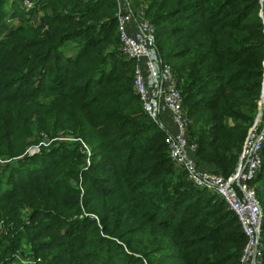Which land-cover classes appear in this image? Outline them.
Returning <instances> with one entry per match:
<instances>
[{
    "label": "trees",
    "instance_id": "16d2710c",
    "mask_svg": "<svg viewBox=\"0 0 264 264\" xmlns=\"http://www.w3.org/2000/svg\"><path fill=\"white\" fill-rule=\"evenodd\" d=\"M126 1L156 27L200 166L229 178L261 95L259 0ZM7 3L0 264H239L247 237L238 218L195 188L171 160L167 133L142 110L117 0H41L40 26L24 16L11 32ZM32 146L41 148L33 156ZM252 184L264 210V148Z\"/></svg>",
    "mask_w": 264,
    "mask_h": 264
},
{
    "label": "built area",
    "instance_id": "2783aa9c",
    "mask_svg": "<svg viewBox=\"0 0 264 264\" xmlns=\"http://www.w3.org/2000/svg\"><path fill=\"white\" fill-rule=\"evenodd\" d=\"M259 4L264 29V0H259ZM122 6L119 5L117 14L122 52L135 63L134 89L143 112L167 133L166 144L171 160L183 169L195 188L218 196L238 218L247 237L239 264H264V210L257 187L252 184L263 167L264 61L257 115L239 153L234 174L226 178L204 170L196 159L198 147L188 137L191 120L184 106L180 82L172 66L158 52L156 27L146 20L144 13H135L130 6L125 13ZM131 24L137 25L133 35L128 33Z\"/></svg>",
    "mask_w": 264,
    "mask_h": 264
},
{
    "label": "rangeland",
    "instance_id": "374dc122",
    "mask_svg": "<svg viewBox=\"0 0 264 264\" xmlns=\"http://www.w3.org/2000/svg\"><path fill=\"white\" fill-rule=\"evenodd\" d=\"M41 0H8V3L7 5L5 6V13H6V22L7 24L9 25L10 27V32L21 26V20L24 18V16H27L30 20V23L35 25V26H40V19H42V17L44 16L43 15V12H42V9H40V12H38L37 14H33V12H36L38 9H37V5L40 3ZM124 3L121 2V0H117V3L118 5L122 4V10L125 11V13H127L129 10H128V6H130V3L127 2L126 0H123ZM144 8V7H143ZM144 11V9H143ZM33 16V18H31V16ZM7 35V34H6ZM1 40V38H0ZM42 145H46V144H43ZM50 144H47L46 147H49ZM40 149L38 146H32L29 150H28V154H30L31 156H33L34 154L40 152ZM86 149H88L86 147ZM89 151V149H88ZM20 158H17L15 160H18ZM7 161L5 160H0V164H4L6 163ZM8 163V162H7ZM14 167H16L17 165L16 164H13ZM8 167H6L7 169ZM4 171L0 172L1 174H3ZM0 174V175H1ZM262 186V185H261ZM260 187V186H259ZM263 187V186H262ZM258 188V186H257ZM27 214V211L25 212V215ZM21 261H25L27 258L24 256V257H21L20 258ZM33 263V262H31Z\"/></svg>",
    "mask_w": 264,
    "mask_h": 264
},
{
    "label": "crops",
    "instance_id": "0c3cea01",
    "mask_svg": "<svg viewBox=\"0 0 264 264\" xmlns=\"http://www.w3.org/2000/svg\"><path fill=\"white\" fill-rule=\"evenodd\" d=\"M143 9H144L143 7L140 8V12H141V13H144ZM136 29H137V25H136V24H131V25L129 26L128 33H129L130 35H133V33L135 32ZM226 123L229 124V123H230V120H227ZM204 167H205V166H204ZM205 168H206V167H205ZM207 169H208V168H207Z\"/></svg>",
    "mask_w": 264,
    "mask_h": 264
}]
</instances>
